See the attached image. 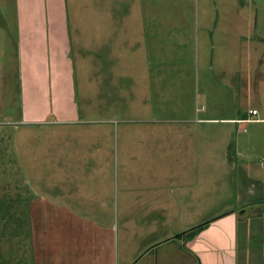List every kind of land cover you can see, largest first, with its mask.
I'll list each match as a JSON object with an SVG mask.
<instances>
[{
  "label": "rangeland",
  "instance_id": "374dc122",
  "mask_svg": "<svg viewBox=\"0 0 264 264\" xmlns=\"http://www.w3.org/2000/svg\"><path fill=\"white\" fill-rule=\"evenodd\" d=\"M86 1L87 5L90 1L88 8ZM70 3L67 12L64 0H0V264H7L8 259H15L14 264H29L30 234L22 183L31 173H26L24 168L31 153L25 159V148L34 147L28 134H36L38 144L42 128L25 126L23 122L29 117H25L21 109L23 103L34 105L43 100L49 103L55 92L48 90L47 85L52 83L48 75L20 77L16 49L19 21L48 20V27L55 29L53 25L67 16L74 38L82 39L83 45L88 39L85 35H90L95 43L93 51L98 50L99 37L107 33L105 29L128 24V45L132 50L137 40L149 47L146 51L138 46V60L128 54L131 76L121 82L118 76L105 75L103 63L95 58L85 64L86 59L77 57L79 69L92 67L97 81L92 97L88 98L85 90L81 93L82 123L89 122L81 127L89 125L96 134L98 127L105 122V128H112L107 134L114 132V135L108 142L112 152L106 150L112 155L107 168L109 172L104 177L103 172L85 175L81 170L76 171L75 180H81L85 188L83 193L76 189L75 197L78 194L90 196L97 203L100 192L107 190L104 186L110 182L121 183L119 180L123 175L129 183H137L138 178L142 183H154L158 180L159 167L168 173L166 158L171 143L183 144L185 140L187 145L188 139L181 136L175 140L176 134L190 133L192 153L191 157L185 158L188 163L175 164L176 168L169 173L170 180L162 177L161 182L193 183V196L200 190L199 183H207V211L202 212L199 222H203L202 227L210 225L211 220L230 208L234 197L227 184L235 182L238 165H232L233 156L226 155L220 148L223 134L229 135L226 128L232 125L206 124L205 120L231 116V110L239 105L248 107L264 100V78L257 73V70L264 73V0H70ZM24 4L28 11L23 8ZM120 40L123 42V37ZM120 40L118 37L111 40L108 59L114 56ZM152 40L159 53L150 48ZM142 58L145 60L141 61ZM136 69L140 70L136 73ZM22 81L27 90L29 85L36 84L34 81H40L45 89L26 92L21 87ZM64 88L71 95L65 85ZM124 119H136L139 123L123 124ZM126 125L127 132L142 134L148 146L138 140L136 151H142L144 155L129 161L134 171L123 172L121 141L116 134L124 131ZM246 129L250 131L249 127ZM206 132L208 138L200 139ZM90 148L93 155L95 146ZM80 163L74 164L75 169L80 168ZM75 169L68 172L71 174ZM70 178L73 180L72 176ZM71 185H68L70 191L74 189ZM9 207L17 211L15 228L6 220ZM242 228L258 233L259 223L256 220L239 223L238 232L239 264H248L249 259L256 264L262 260L263 254L259 256L250 250L263 249V244L256 236L246 237Z\"/></svg>",
  "mask_w": 264,
  "mask_h": 264
},
{
  "label": "crops",
  "instance_id": "0c3cea01",
  "mask_svg": "<svg viewBox=\"0 0 264 264\" xmlns=\"http://www.w3.org/2000/svg\"><path fill=\"white\" fill-rule=\"evenodd\" d=\"M64 2L69 12L70 0ZM23 8L29 10L26 4ZM49 23L48 20L19 21V38L16 41L20 77L48 75L52 80L47 85L48 90L55 91L49 103L44 100L34 105L23 103L21 109L25 117H29L23 122L25 126L42 128L38 144L35 142L37 135L28 134L29 142H33L34 147L25 148V159L31 153L24 167L26 173H31L25 176L26 181L22 183L30 234L29 264H239V223L253 220L259 223L258 233L251 231L250 227L249 230H242L246 237L256 236L263 244V249H252L250 252H257L259 256L263 254L262 260L256 264H264V100L252 106L239 105L230 109L231 116L205 120L206 124L219 122L232 125L226 128L229 135L223 134L220 148L226 155L233 156L232 165H238L235 182L227 184L234 197L228 206L230 208L211 220L210 225L202 227L203 222H199L202 212L205 214L207 211V183H199L200 190L193 196V183L161 182L162 177L170 180L172 176L169 173L176 168L175 164L188 163L185 158L192 153L190 133L178 132L177 137L174 136L175 140L186 137L187 145L185 140L183 144L171 143L173 145L168 149L166 158L168 173L159 167L158 180L154 183H142L139 178L136 179L137 183H129V179L123 175L119 180L121 183L110 182L104 186L107 190L100 192L97 203L90 196L78 194L75 197V192L83 193L85 188L81 180H75L76 171L81 170L85 175L103 172L104 177L109 172L107 168L112 155L106 150L111 151L108 142L114 135V132L107 134V130L112 128H105V122L101 123L96 134L89 125L81 127L89 124L82 123L81 93L85 90L88 98L92 97L97 81L92 67L79 69L77 57L86 59L85 64L95 58L103 63L105 75L118 76L121 82L123 78L131 76L127 65L128 54L138 60V46L146 51H149V47L137 40L132 50L128 45V24L105 29L106 34L102 31L104 36L99 37L98 50L93 51L95 43L90 35H85L89 40L86 39L83 45L82 39L74 38L67 16L54 25L51 23L55 29L52 26L49 28ZM74 28L80 29V26ZM117 37L124 40H120L114 56L108 59L111 55L110 44L113 43L111 40ZM150 48L159 53L154 42ZM135 67L138 68L137 62ZM98 68L100 71V65ZM137 70L140 69H136V73ZM257 71L264 78V73ZM34 83L27 90L22 81L21 87L26 92L45 89L40 81ZM64 85L71 95L66 93ZM250 111H257V114L251 115ZM122 121L123 124L132 121L139 123L136 119ZM124 127L125 130L118 131L116 135L121 141L122 170L128 172L129 169L135 170L129 161L138 160L139 156L144 155V152L136 151L138 140H143L146 147L148 141L140 133L127 132V125ZM247 127L250 131H247ZM207 134L202 133L199 138L206 139ZM94 146L95 153L92 155L90 147ZM157 146L156 153L160 151L159 144ZM78 162H81L80 168L75 169L74 164ZM71 168L75 170L70 174L68 170ZM70 184L71 189L74 188L71 191L68 188ZM55 187H58L56 192ZM10 208L6 220L15 228L17 211ZM193 231L197 233L195 236H191ZM15 236L16 232L12 235L13 240ZM14 260L8 259L7 264H14ZM248 264L254 262L249 259Z\"/></svg>",
  "mask_w": 264,
  "mask_h": 264
},
{
  "label": "built area",
  "instance_id": "2783aa9c",
  "mask_svg": "<svg viewBox=\"0 0 264 264\" xmlns=\"http://www.w3.org/2000/svg\"><path fill=\"white\" fill-rule=\"evenodd\" d=\"M250 114L251 115H256L257 114V111H250Z\"/></svg>",
  "mask_w": 264,
  "mask_h": 264
},
{
  "label": "trees",
  "instance_id": "16d2710c",
  "mask_svg": "<svg viewBox=\"0 0 264 264\" xmlns=\"http://www.w3.org/2000/svg\"><path fill=\"white\" fill-rule=\"evenodd\" d=\"M195 234H197V233H195V231H193V232L191 233V236H195Z\"/></svg>",
  "mask_w": 264,
  "mask_h": 264
}]
</instances>
